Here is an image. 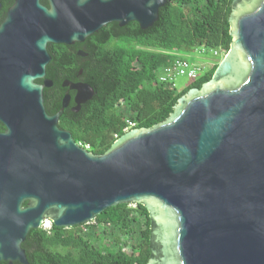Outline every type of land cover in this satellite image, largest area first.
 Masks as SVG:
<instances>
[{
	"label": "water",
	"instance_id": "water-1",
	"mask_svg": "<svg viewBox=\"0 0 264 264\" xmlns=\"http://www.w3.org/2000/svg\"><path fill=\"white\" fill-rule=\"evenodd\" d=\"M45 3L13 0L0 22V263L28 264L21 245L44 221L69 229L138 204L150 223L146 264H264V0H232V41L211 79L103 155L58 127L68 91L77 113L87 84L64 81L59 109L46 113L47 45L80 44L109 23L145 30L166 0Z\"/></svg>",
	"mask_w": 264,
	"mask_h": 264
},
{
	"label": "trees",
	"instance_id": "trees-1",
	"mask_svg": "<svg viewBox=\"0 0 264 264\" xmlns=\"http://www.w3.org/2000/svg\"><path fill=\"white\" fill-rule=\"evenodd\" d=\"M12 1L0 0V19ZM231 1L166 0L158 9L156 21L145 30L135 22L123 27L109 23L83 44L47 45L50 61L45 78L52 84L42 91L46 113L52 115L59 109L62 81L73 80L81 71L79 78L93 95L77 113L65 108L58 127L68 131L75 143L87 145L92 154L103 155L124 133L127 121L135 129L163 122L181 96L211 79L228 51L232 41L228 23ZM40 2L46 5L45 0ZM198 47L219 52L217 63L180 91L157 81L164 68ZM78 50L87 53L86 58L78 57ZM95 222L96 226H86L85 232L79 226L64 229L51 223L48 232L31 230L21 245L27 263L145 264L150 223L143 206L117 205L98 215ZM101 226L107 231H100Z\"/></svg>",
	"mask_w": 264,
	"mask_h": 264
},
{
	"label": "built area",
	"instance_id": "built-area-1",
	"mask_svg": "<svg viewBox=\"0 0 264 264\" xmlns=\"http://www.w3.org/2000/svg\"><path fill=\"white\" fill-rule=\"evenodd\" d=\"M197 50H199L200 52L203 51H209L213 56H219L220 53L215 51V50H210V49H205L204 47H198ZM204 70V68H201L199 66H196L192 63H190L188 60L182 58V59H177L173 62V64L167 68H164L158 75H157V81L162 84L167 86L170 89L176 88L174 85V80L176 77H185L188 80L192 81L194 80L198 74L200 72H202ZM127 126L126 128H124V132L128 131L129 129L133 128V123L127 121L126 122ZM80 145V144H79ZM81 146V145H80ZM84 147L86 150H88V146L84 145L82 146ZM47 222L44 221L41 224V227L43 230L45 231H49L50 229V223L47 222V224H49V226H44L43 224ZM86 226H96V222L95 220L90 221L86 224L80 225L79 228L81 229L82 232H85L86 230ZM100 229L103 228V226L99 227ZM107 229V227H106Z\"/></svg>",
	"mask_w": 264,
	"mask_h": 264
},
{
	"label": "rangeland",
	"instance_id": "rangeland-1",
	"mask_svg": "<svg viewBox=\"0 0 264 264\" xmlns=\"http://www.w3.org/2000/svg\"><path fill=\"white\" fill-rule=\"evenodd\" d=\"M183 58L188 60L190 63L204 69L209 68L219 60V56L215 57L209 51L200 52L197 49L183 55ZM189 83L190 80L185 77H176L174 80V85L177 91L184 89ZM46 226H49V224H47Z\"/></svg>",
	"mask_w": 264,
	"mask_h": 264
},
{
	"label": "flooded vegetation",
	"instance_id": "flooded-vegetation-1",
	"mask_svg": "<svg viewBox=\"0 0 264 264\" xmlns=\"http://www.w3.org/2000/svg\"><path fill=\"white\" fill-rule=\"evenodd\" d=\"M12 4V3H11ZM9 7V6H8ZM7 7V8H8ZM0 8H1V5H0ZM6 8V9H7ZM6 9L4 10V15H5V11H6ZM4 15H3V17H4ZM3 18H1L0 19V22H1V20H2ZM84 42H82V44H83ZM81 44V43H80ZM74 45H76V44H73L72 45V47H74ZM79 51H81V50H78L77 52H79ZM77 52H76V54H77ZM81 52H83V51H81ZM83 54H85L83 57H80L79 55H77L78 57H80V58H86V56H87V53H85V52H83ZM8 62H9V60H8V56H7V54L5 53V52H0V70L1 71H8L9 70V67H8ZM81 74V71H79L78 73H77V76L73 79V80H63L62 81V83L64 82V81H66V82H68V83H70V84H75V83H84L79 77V75ZM62 83H61V85H62ZM61 87V86H60ZM61 89H62V92H63V94H64V92L65 91H67V88H62L61 87ZM68 93H69V96H70V101H69V104H68V106H67V108L69 109V111L70 112H72L71 111V108H73L74 107V103H73V98H74V95H75V91L74 90H69L68 91ZM63 96V95H62ZM62 99V98H61ZM74 113V112H73ZM53 115V114H52ZM102 230H105L106 231V227H103V228H101V230L100 231H102ZM149 230H150V227H149ZM149 248V247H148ZM148 258H149V254H148ZM148 258H147V260H148ZM147 260H146V262H147ZM146 262H145V264H146Z\"/></svg>",
	"mask_w": 264,
	"mask_h": 264
},
{
	"label": "bare ground",
	"instance_id": "bare-ground-1",
	"mask_svg": "<svg viewBox=\"0 0 264 264\" xmlns=\"http://www.w3.org/2000/svg\"><path fill=\"white\" fill-rule=\"evenodd\" d=\"M43 225H44V226L47 225V222H45Z\"/></svg>",
	"mask_w": 264,
	"mask_h": 264
}]
</instances>
